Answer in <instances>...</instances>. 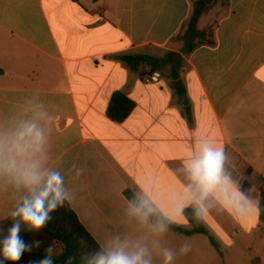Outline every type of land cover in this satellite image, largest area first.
<instances>
[{
    "label": "crops",
    "instance_id": "crops-1",
    "mask_svg": "<svg viewBox=\"0 0 264 264\" xmlns=\"http://www.w3.org/2000/svg\"><path fill=\"white\" fill-rule=\"evenodd\" d=\"M152 69L161 79L145 83ZM117 92L133 103L122 121L108 116ZM29 124L41 141L19 135ZM205 141L225 148L224 174L252 200L246 214L190 179ZM33 171L60 174L105 252L208 264L235 248V264H264V0H0V222L30 195ZM188 208L217 248L177 231L191 228Z\"/></svg>",
    "mask_w": 264,
    "mask_h": 264
},
{
    "label": "clouds",
    "instance_id": "clouds-1",
    "mask_svg": "<svg viewBox=\"0 0 264 264\" xmlns=\"http://www.w3.org/2000/svg\"><path fill=\"white\" fill-rule=\"evenodd\" d=\"M19 135L31 136L36 141H41L43 138L41 130L35 124L27 125ZM226 159L225 148L222 145L213 147L205 141L198 146V153L185 166L190 179L195 182L202 195L206 196L217 188H223L228 200L240 209L242 214H246L253 207L252 200L224 174ZM24 182L29 187L30 196L11 213L12 226L8 229L7 235L0 240V255L12 264H16L26 251L32 250V246L21 238V224L27 225L28 231L36 232L43 229L52 219L51 213L62 207L67 198L63 188V178L58 172L48 173L46 179L42 180L41 174L33 171L25 176ZM164 227L161 226L162 231ZM189 250V245L185 243L180 246L179 252L183 255ZM52 251L53 247L49 245L45 249V257L34 261L33 264H54ZM145 255L146 250L143 248L132 253L126 252L123 248H116L96 253L89 259L88 264H150V261L145 259ZM72 260L73 257L70 256L66 264H72ZM173 260L174 253L166 250L164 264H172Z\"/></svg>",
    "mask_w": 264,
    "mask_h": 264
},
{
    "label": "trees",
    "instance_id": "trees-1",
    "mask_svg": "<svg viewBox=\"0 0 264 264\" xmlns=\"http://www.w3.org/2000/svg\"><path fill=\"white\" fill-rule=\"evenodd\" d=\"M198 14L199 11L193 16L191 20L192 24L195 23ZM152 70L157 71L155 69ZM132 109L133 103L123 93L117 92L112 96L110 101L108 116L112 120L122 121L127 118ZM249 187V184L245 183L242 190L247 192ZM259 191V218L261 223L264 224V178H259ZM125 194L131 203L137 208L143 209L142 203L132 192L128 191ZM51 216L52 219L47 225L36 232L28 231L27 225L23 223L21 224V238L26 244L32 246V250L30 252L26 251L16 264H33L34 261L44 258L46 255L45 249H47L49 245L53 247L51 256L54 264H66V261L70 256L73 257L72 264H88L91 257L98 252L104 251L81 224L77 215L70 208L66 200L62 207H58L53 213H51ZM184 216L191 228L189 230L177 229V231L188 236L196 234L206 235L211 244L217 248L216 243L209 235V232L204 225L203 218L198 210L188 208L184 211ZM12 223L13 220L11 216L0 222V240L7 235L8 229L12 226ZM56 245H61L62 251L55 256L54 252L56 250ZM0 264H12V262L4 260L3 256L0 255Z\"/></svg>",
    "mask_w": 264,
    "mask_h": 264
},
{
    "label": "rangeland",
    "instance_id": "rangeland-1",
    "mask_svg": "<svg viewBox=\"0 0 264 264\" xmlns=\"http://www.w3.org/2000/svg\"><path fill=\"white\" fill-rule=\"evenodd\" d=\"M208 264H235V248L233 250L225 251V261H213L208 259Z\"/></svg>",
    "mask_w": 264,
    "mask_h": 264
},
{
    "label": "built area",
    "instance_id": "built-area-1",
    "mask_svg": "<svg viewBox=\"0 0 264 264\" xmlns=\"http://www.w3.org/2000/svg\"><path fill=\"white\" fill-rule=\"evenodd\" d=\"M161 79V74L154 70H149L144 76L143 81L145 83H157Z\"/></svg>",
    "mask_w": 264,
    "mask_h": 264
}]
</instances>
